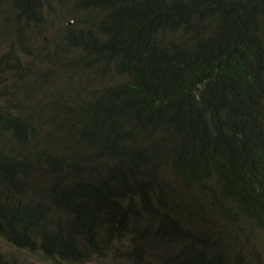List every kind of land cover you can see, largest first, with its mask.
Returning a JSON list of instances; mask_svg holds the SVG:
<instances>
[{"label":"trees","instance_id":"obj_1","mask_svg":"<svg viewBox=\"0 0 264 264\" xmlns=\"http://www.w3.org/2000/svg\"><path fill=\"white\" fill-rule=\"evenodd\" d=\"M0 51L8 245L264 264V0H0Z\"/></svg>","mask_w":264,"mask_h":264},{"label":"rangeland","instance_id":"obj_2","mask_svg":"<svg viewBox=\"0 0 264 264\" xmlns=\"http://www.w3.org/2000/svg\"><path fill=\"white\" fill-rule=\"evenodd\" d=\"M54 11L56 14L58 13H63L61 9H59L58 6L52 5ZM64 16V15H62ZM67 16V15H66ZM64 16L65 22H62L61 25H71V19L68 17ZM54 26H57V23L53 24ZM50 32H44L40 38L37 39L36 44L41 46L44 44V42H49L50 39ZM2 51H0L1 53ZM54 67L52 66V69ZM195 221H198V219L195 216H192ZM0 253L9 261L13 262L14 264H63L58 261H53V260H45L39 255H34V254H29L25 251H20V250H15L12 248L10 245H8L3 239L0 238ZM124 263V261H123ZM83 264H122V261H114L111 260L108 256L106 257H97L92 259L89 262H85Z\"/></svg>","mask_w":264,"mask_h":264}]
</instances>
